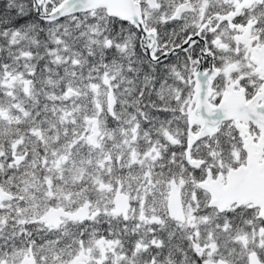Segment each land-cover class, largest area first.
<instances>
[{
    "label": "snow or ice",
    "instance_id": "6c2138e0",
    "mask_svg": "<svg viewBox=\"0 0 264 264\" xmlns=\"http://www.w3.org/2000/svg\"><path fill=\"white\" fill-rule=\"evenodd\" d=\"M0 264H264V0H0Z\"/></svg>",
    "mask_w": 264,
    "mask_h": 264
}]
</instances>
